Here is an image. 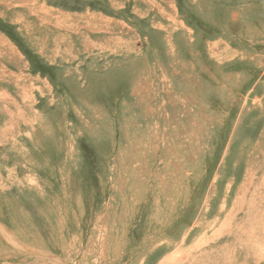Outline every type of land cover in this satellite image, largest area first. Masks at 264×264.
<instances>
[{
  "label": "rangeland",
  "instance_id": "1",
  "mask_svg": "<svg viewBox=\"0 0 264 264\" xmlns=\"http://www.w3.org/2000/svg\"><path fill=\"white\" fill-rule=\"evenodd\" d=\"M0 39V264L188 261L261 182L264 0H0Z\"/></svg>",
  "mask_w": 264,
  "mask_h": 264
},
{
  "label": "bare ground",
  "instance_id": "2",
  "mask_svg": "<svg viewBox=\"0 0 264 264\" xmlns=\"http://www.w3.org/2000/svg\"><path fill=\"white\" fill-rule=\"evenodd\" d=\"M0 45L10 49L8 44L3 40L1 41V39ZM252 171L254 170L252 169L246 172L247 181L239 185L236 195L234 199H232V205L228 213L225 214L221 226L218 227L214 234L207 237L204 236V234L201 236L198 243L196 240V242L193 243L194 245L192 244L193 246L189 250L190 256L188 261L187 256L185 259L182 256L183 251L181 252V250L177 248L176 251L178 252H176V256H174V252L167 254L158 264H184V261H187V264H198L197 261L201 264L226 262L227 259L226 261L225 259L221 261L220 257L223 255H233L237 244H241L240 248H246L248 252L252 253V257H258L259 261H264V174L259 184L252 185V180L254 178ZM248 192L249 196H247ZM222 207L224 206L222 205ZM234 227H237V233L230 241L222 244L218 242L215 247L207 248V246L212 243L211 241L215 239L218 241L227 230V232H229ZM169 243L170 242L166 240L164 245H169ZM197 244L199 247L205 245V248L198 250Z\"/></svg>",
  "mask_w": 264,
  "mask_h": 264
},
{
  "label": "crops",
  "instance_id": "3",
  "mask_svg": "<svg viewBox=\"0 0 264 264\" xmlns=\"http://www.w3.org/2000/svg\"><path fill=\"white\" fill-rule=\"evenodd\" d=\"M196 240H197V238H195L194 239V242H192V243H195L196 242ZM208 247V246H207ZM197 248H198V250L200 249V248H202L201 246L199 247V245L197 244ZM175 256V255H174ZM177 262V261H176ZM165 264H168V263H165Z\"/></svg>",
  "mask_w": 264,
  "mask_h": 264
}]
</instances>
